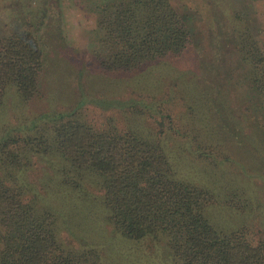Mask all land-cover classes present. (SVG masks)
Wrapping results in <instances>:
<instances>
[{"label": "rangeland", "instance_id": "374dc122", "mask_svg": "<svg viewBox=\"0 0 264 264\" xmlns=\"http://www.w3.org/2000/svg\"><path fill=\"white\" fill-rule=\"evenodd\" d=\"M170 1L189 32L183 53L106 71L96 55L106 0H0V46L30 29L44 58L31 101L15 86L7 88L0 134H35L58 113H73L99 129L115 124L162 146L170 180L211 192L205 213L216 229L247 228L250 238L260 240L264 64L258 60L264 63V0ZM255 78L262 79L259 86ZM30 162L20 182L34 189L25 197L62 212L59 235L68 248L103 246L116 264H172L165 236L134 242L117 233L103 204L101 177L83 173L81 184H65L64 158L35 154ZM0 173L5 175L1 168Z\"/></svg>", "mask_w": 264, "mask_h": 264}, {"label": "trees", "instance_id": "16d2710c", "mask_svg": "<svg viewBox=\"0 0 264 264\" xmlns=\"http://www.w3.org/2000/svg\"><path fill=\"white\" fill-rule=\"evenodd\" d=\"M102 13L96 55L106 71L177 57L187 48L188 29L170 0H106ZM258 61L264 64L262 58ZM43 71V50L32 30L4 39L0 106L9 86L31 101ZM261 80L254 81L259 86ZM51 120L35 134H0V168L5 172L0 173V264H116L103 246L68 248L59 235L62 212L27 200L26 192L34 188L20 182L21 172L30 168L35 154L64 158L68 166L60 177L65 184H81L83 173L101 177L103 204L117 233L134 242L165 236L172 264H264V234L256 241L247 228L216 229L205 213L213 195L170 180L159 143L111 123L96 128L73 113H58ZM34 198L45 199L39 194Z\"/></svg>", "mask_w": 264, "mask_h": 264}]
</instances>
